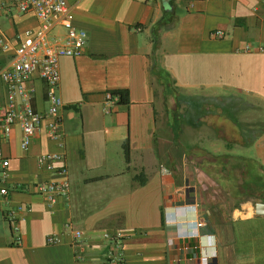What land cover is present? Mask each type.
Returning a JSON list of instances; mask_svg holds the SVG:
<instances>
[{
    "label": "crops",
    "instance_id": "crops-1",
    "mask_svg": "<svg viewBox=\"0 0 264 264\" xmlns=\"http://www.w3.org/2000/svg\"><path fill=\"white\" fill-rule=\"evenodd\" d=\"M66 1L87 41L59 60L63 146L47 120L26 150L18 125L2 142L0 264H107L105 234L114 232L123 264H264V52L244 48L264 41V0ZM37 26L31 11L0 0V35L11 45ZM218 29L223 37L211 34ZM11 54L0 46V69ZM32 82V106L44 111L45 85ZM116 89L127 103L106 100ZM211 109L223 121L210 122ZM45 152L63 153L65 173L38 168ZM65 177L68 197L53 206L34 191ZM17 204L26 209L13 245L5 210ZM48 234L59 242L47 244Z\"/></svg>",
    "mask_w": 264,
    "mask_h": 264
},
{
    "label": "built area",
    "instance_id": "built-area-1",
    "mask_svg": "<svg viewBox=\"0 0 264 264\" xmlns=\"http://www.w3.org/2000/svg\"><path fill=\"white\" fill-rule=\"evenodd\" d=\"M19 12L31 11L38 20L34 29H26L22 35H15L11 45L9 40L0 35V46L3 49L12 48V54L7 64L0 69V80L5 88V104L0 108V174L5 175L9 159L3 154L2 142L11 134L14 125L21 129L20 146L28 149L32 136L37 133L43 121L47 120L46 132L48 137L63 146L64 132L60 108L63 102L56 93L60 81L59 60L62 57H76L83 52L87 41L85 30L73 26L68 19L70 7L66 0H12ZM56 27H61V33H55ZM215 37H223L224 31L213 30ZM245 50L264 52V41L256 45L246 44ZM40 80L45 85L47 108L36 110L31 103L35 93L32 81ZM106 100L117 102L118 95L110 90L105 91ZM63 159L61 152H45L37 156L39 169L51 173H65L62 166H58ZM34 191L41 195L49 206H53L59 199H67L69 181L65 177L59 180H44L34 184ZM2 195H7L5 187L0 188ZM26 209L23 204L8 207L5 217L9 224L13 245H20L21 229L19 221ZM74 237H80L79 230L72 229ZM110 241L106 254L107 264H123L122 234L120 232L106 233ZM59 238L55 234L46 236L47 244H56Z\"/></svg>",
    "mask_w": 264,
    "mask_h": 264
},
{
    "label": "rangeland",
    "instance_id": "rangeland-1",
    "mask_svg": "<svg viewBox=\"0 0 264 264\" xmlns=\"http://www.w3.org/2000/svg\"><path fill=\"white\" fill-rule=\"evenodd\" d=\"M228 97V96H227ZM227 102V101H226ZM227 103H225V105H223V106H225L224 108H228L229 107V104H227ZM230 105H232V106H234V103H232V101H230ZM230 108H232V107H230ZM234 116L236 115V114H238V111H236L235 109H231V110H229ZM262 111H264V110H262ZM221 111H219V110H215V109H211L210 110V113H208L207 115V119H209L210 120V122L212 121V122H215V123H218V122H220V121H223V113L221 112ZM249 112H251V111H249ZM257 113H258V111H256ZM247 113V112H246ZM263 113V112H262ZM262 118H264V114H262ZM225 122H226V124L227 125H229L230 123H232V119L231 118H229V117H227V118H225ZM246 144H249V143H246ZM214 146H216V144L214 143ZM195 149V147L193 148V150H192V154H194V160H195V166L197 167V166H200L199 164H201V158H199V157H196L195 155L197 154V150H194ZM233 162H235L234 161V158H233ZM205 164V163H204ZM215 165H217V162L215 163ZM232 165V164H231ZM195 178H196V175H195ZM216 178L218 179L219 178V175H217L216 176ZM235 177L234 176H230L229 178H228V182L231 184V185H233L234 183H235V179H234Z\"/></svg>",
    "mask_w": 264,
    "mask_h": 264
},
{
    "label": "trees",
    "instance_id": "trees-1",
    "mask_svg": "<svg viewBox=\"0 0 264 264\" xmlns=\"http://www.w3.org/2000/svg\"><path fill=\"white\" fill-rule=\"evenodd\" d=\"M164 21V20H162ZM160 21V22H162ZM160 22L157 24V26L160 24ZM114 94L118 95V103H127L128 102V93L126 89H116L111 91ZM123 152H124V158L125 161L128 162L129 160V151H128V143L127 140L123 143Z\"/></svg>",
    "mask_w": 264,
    "mask_h": 264
},
{
    "label": "water",
    "instance_id": "water-1",
    "mask_svg": "<svg viewBox=\"0 0 264 264\" xmlns=\"http://www.w3.org/2000/svg\"><path fill=\"white\" fill-rule=\"evenodd\" d=\"M165 1H168V0H165ZM262 208H264V203H258L259 212L263 214V212L261 210Z\"/></svg>",
    "mask_w": 264,
    "mask_h": 264
}]
</instances>
